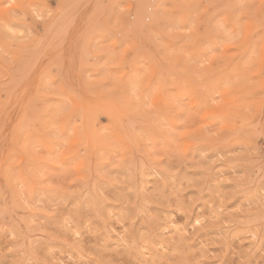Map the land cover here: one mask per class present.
Returning <instances> with one entry per match:
<instances>
[{
	"label": "rangeland",
	"instance_id": "rangeland-1",
	"mask_svg": "<svg viewBox=\"0 0 264 264\" xmlns=\"http://www.w3.org/2000/svg\"><path fill=\"white\" fill-rule=\"evenodd\" d=\"M0 264H264V0H0Z\"/></svg>",
	"mask_w": 264,
	"mask_h": 264
},
{
	"label": "snow or ice",
	"instance_id": "snow-or-ice-1",
	"mask_svg": "<svg viewBox=\"0 0 264 264\" xmlns=\"http://www.w3.org/2000/svg\"><path fill=\"white\" fill-rule=\"evenodd\" d=\"M5 7H7V8H11L12 5H11V4H8V5H6ZM198 223H199V222H198Z\"/></svg>",
	"mask_w": 264,
	"mask_h": 264
}]
</instances>
